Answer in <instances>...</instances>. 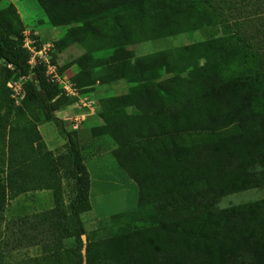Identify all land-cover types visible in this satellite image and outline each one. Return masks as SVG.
<instances>
[{
	"label": "trees",
	"instance_id": "trees-1",
	"mask_svg": "<svg viewBox=\"0 0 264 264\" xmlns=\"http://www.w3.org/2000/svg\"><path fill=\"white\" fill-rule=\"evenodd\" d=\"M3 1L4 85L27 79L21 105L10 101L3 118L6 125L1 126L0 115V136L8 140V158L3 156L0 164V174H5L0 179V221L12 200L52 190L57 205L53 213L65 217L83 244L87 230L82 215L93 208L91 172L80 131H69L57 115L78 97L67 96L59 84L50 82L43 65L30 66L23 19L15 4L3 7ZM37 2L50 25L68 27L54 44L56 51L76 44L86 49L60 68L64 72L72 64L79 66L71 81L80 93L95 85L123 86L121 93L100 100L96 117L101 123L91 128L94 140L117 144L112 155L139 190L137 206L113 215V220L158 221L114 238L90 241L78 260L86 264H264V199L218 206L223 197L264 188V24L244 28L241 23L239 28L244 30H224L220 36L138 55L133 48L137 44L222 24L223 6L215 0ZM56 57L55 52V63ZM247 76L255 79L257 88L239 94L223 90L225 83ZM42 121L55 124L65 139L64 154L54 157L43 149ZM65 179L72 184L66 210ZM63 224L55 222L58 227Z\"/></svg>",
	"mask_w": 264,
	"mask_h": 264
},
{
	"label": "rangeland",
	"instance_id": "rangeland-1",
	"mask_svg": "<svg viewBox=\"0 0 264 264\" xmlns=\"http://www.w3.org/2000/svg\"><path fill=\"white\" fill-rule=\"evenodd\" d=\"M9 3V0H4L1 5L5 7ZM215 4L223 6L222 11L225 14L221 20L222 24L205 27L201 32L185 33L137 44L133 47L136 54L155 52L220 36L224 30L235 32L264 24V0H215ZM19 5L25 31L30 32L32 36L38 32V41L40 40L41 44H55L68 30L67 26L50 25L37 0H21ZM241 23H244L246 27L239 28ZM262 44L264 45V40ZM85 52L86 49L79 44L62 52L57 50L58 66L62 68L76 61ZM3 66V64L0 65V115L3 120L1 126L6 125V120L3 118H7L6 112L10 101L15 99L14 91L10 89L8 83L4 85ZM64 72L73 77L79 72V66L72 64ZM253 86L258 87L255 79L247 76L225 83L222 88L227 94H239ZM122 88L123 86L118 85H95L89 91L81 90L80 96L88 99L80 101L78 98L73 105L57 111V115L64 121L69 131L76 130L74 127L79 125L81 130L78 137L91 172L93 208L82 215L87 230L85 238L82 237L83 244H80L72 234L65 217L53 213L57 206L53 191L37 190L12 200L6 208L5 219L0 221V261L2 264H86L78 260V254L81 252L86 254L88 242L114 238L128 230L148 227L158 222L154 218H145L140 221L123 219L119 222L112 218L115 214L127 213L137 206L139 190L137 184L118 166L111 155L110 151L114 148V143L111 140H94L91 128L97 123L96 114L100 110V100L105 96L121 93ZM15 105L20 106L21 104L15 102ZM87 115L89 118L87 117L86 120ZM39 125L45 139L43 149L52 152L54 157L64 154L66 152L65 139L58 133L55 124L42 121ZM7 151L8 140L1 135L0 164L3 163V156L5 160L8 158ZM1 178H5V174L1 173ZM71 189V182L67 179L63 180V209L65 210L71 198ZM261 199H264V188H256L223 197L218 206L226 208ZM56 221L64 224L58 227L55 225Z\"/></svg>",
	"mask_w": 264,
	"mask_h": 264
},
{
	"label": "built area",
	"instance_id": "built-area-1",
	"mask_svg": "<svg viewBox=\"0 0 264 264\" xmlns=\"http://www.w3.org/2000/svg\"><path fill=\"white\" fill-rule=\"evenodd\" d=\"M38 36V32H35L33 36L28 31L25 33L24 46L31 52V58L29 60L30 66L34 68L37 65H43L46 68V76L49 81L59 84L67 96H76L80 101L88 99L80 96V92L71 81L72 76H69L65 72H60V66L53 61L54 53L56 52L54 44L46 43L39 47L37 45L38 40L34 39V37ZM8 66L14 69L13 65L10 64ZM26 79V77H21L19 80L13 79L8 83L10 89L14 91V98L16 99L17 104H20L26 95L23 86ZM77 127L78 126H76V128Z\"/></svg>",
	"mask_w": 264,
	"mask_h": 264
},
{
	"label": "crops",
	"instance_id": "crops-1",
	"mask_svg": "<svg viewBox=\"0 0 264 264\" xmlns=\"http://www.w3.org/2000/svg\"><path fill=\"white\" fill-rule=\"evenodd\" d=\"M10 2H12L13 4H15V6L17 7V9H18V11H19V13H20V15H21V17H22V12H21V6L19 5V2L21 1V0H9ZM18 2V3H17ZM23 19V18H22ZM96 116H97V114H96ZM87 117H88V115L86 116V120H87ZM89 118V117H88ZM96 121H97V123L93 126V127H95V126H97V125H99L101 122H100V119H98V117H96ZM76 126H78L77 128L76 127H74V129H76V130H78V131H80L81 129H79V125H76ZM92 127V128H93ZM39 129H40V132H41V127H39ZM73 131V130H72ZM44 137V136H43ZM112 141V140H111ZM113 143H114V148L110 151L111 152V155H112V151L117 147V144L114 142V141H112ZM113 156V155H112Z\"/></svg>",
	"mask_w": 264,
	"mask_h": 264
},
{
	"label": "water",
	"instance_id": "water-1",
	"mask_svg": "<svg viewBox=\"0 0 264 264\" xmlns=\"http://www.w3.org/2000/svg\"><path fill=\"white\" fill-rule=\"evenodd\" d=\"M83 238H85V235L83 236Z\"/></svg>",
	"mask_w": 264,
	"mask_h": 264
}]
</instances>
